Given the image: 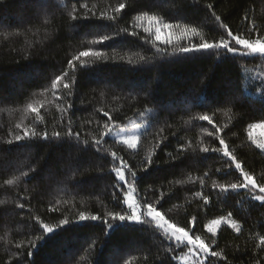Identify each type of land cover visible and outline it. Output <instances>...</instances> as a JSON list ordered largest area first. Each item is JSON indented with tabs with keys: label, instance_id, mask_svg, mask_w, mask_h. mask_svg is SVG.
I'll return each instance as SVG.
<instances>
[{
	"label": "trees",
	"instance_id": "trees-1",
	"mask_svg": "<svg viewBox=\"0 0 264 264\" xmlns=\"http://www.w3.org/2000/svg\"><path fill=\"white\" fill-rule=\"evenodd\" d=\"M121 2L138 9L154 5L150 14L181 24L156 41L165 53H157L145 42L155 39L154 30L145 33L148 21L136 22L138 13L131 8L124 10L116 28L136 31L137 36L128 32L116 35L115 28L90 30L93 22L72 21L68 13L74 6L78 15L84 14L77 0H0V201H4L0 204V264H17L20 259L24 264H166V243L162 244L161 234L152 225L126 224L112 230L102 222L107 219L118 225L108 214L127 209L123 194L114 187L116 177L109 171L113 164L110 153L78 150L83 145L74 141H22V147L7 143L31 126L35 113L27 109L29 103L44 105L41 115L45 122L39 128L46 126L51 133L54 125L55 130L62 131L60 110L69 102L72 108L63 114V122L70 118L82 139L99 135L97 122L102 130L107 120L104 111L118 126L141 116L148 119L136 150L111 138H106L105 145L137 173L138 201L140 197L153 203L160 200L163 207L159 210L179 226L196 216L197 234L208 243L211 241L202 234L203 225L233 212L242 231L221 226L219 246L213 249L226 256L219 264H264V245L259 243L264 235V207L249 200L243 191L230 193L225 199L205 188L204 193L210 196L207 207L195 196L200 191L198 178L223 166L220 154L199 151L201 147H221L216 135L209 136L215 128L222 130L217 135L245 170L257 179L264 176V150L252 143L248 127L264 121V61L225 55L223 50L218 54H171L179 45L200 42L199 36L184 33V25L197 27L210 42L227 38L215 23L213 11L234 34L243 35L253 20L264 34V0H80L97 14H111L109 6ZM138 23L142 26L136 27ZM104 34L113 38L102 44L91 43ZM166 39H171V44L164 43ZM89 47L114 59L93 64L90 58H82L92 66L74 72L68 61ZM141 56L147 59L141 60ZM62 70L69 73L64 82L76 78L72 96L67 95L63 82L57 90L51 88L52 79ZM204 114L212 118V124L191 119ZM181 147L185 151L178 152ZM149 158L150 165L146 163ZM21 171L29 172V176L16 185H4ZM238 175L233 173L220 182H235ZM213 179L219 176L214 174ZM207 183L210 185L211 180ZM113 192L120 197L119 202L113 199ZM20 203L25 205L23 209L17 207ZM81 212L101 220L77 223ZM63 219L69 224L61 226L54 237L35 251L28 247L38 243L41 221L56 229ZM17 244L24 247L17 249ZM29 251L33 255L28 256ZM212 264H216L215 259Z\"/></svg>",
	"mask_w": 264,
	"mask_h": 264
},
{
	"label": "snow or ice",
	"instance_id": "snow-or-ice-1",
	"mask_svg": "<svg viewBox=\"0 0 264 264\" xmlns=\"http://www.w3.org/2000/svg\"><path fill=\"white\" fill-rule=\"evenodd\" d=\"M77 3L80 4V7L84 9L83 15L77 14V8L74 6L72 10L68 13L69 18L72 21L76 22H93L90 24V30L100 31L106 30L108 28H115L116 35H120L123 32H128L126 28L120 29L116 28L118 21L122 18V13L125 9L131 8L132 11L137 12L135 15L136 22L148 21L149 27H145L143 30L145 33H150L154 30L155 39L148 40L146 43H151L153 47L156 48L157 53H165V48H160L157 46L156 41L161 40V32L166 29L180 28L181 24L176 23L172 24L165 22L157 15L150 14L154 5L147 8H136L135 5L125 4L123 2L118 3L116 6L111 8V14L108 11H101L99 14L92 11L87 3H80V0H77ZM212 5L208 4L207 8L212 9ZM212 17L214 18L215 23L220 29H223L227 38H221L219 41H209L204 38L202 33L198 30L197 27L189 28L187 25H184V33H190L191 36L200 37V42H191L190 46L179 45L177 48H173L172 55H183L187 56L191 53H207V54H218L221 50L227 54H232L233 56L240 57H259L261 61H264V34H261L260 27L256 22L250 21L245 28V33L242 35L240 33L234 34L229 26L221 20L219 15H216L215 12H212ZM247 20L248 18L245 17ZM142 26L140 23L136 27ZM130 36H137L136 31L128 32ZM169 37L171 33H168ZM113 37L108 34L100 35L98 40H93L91 43L93 45L102 44L103 42L111 40ZM166 44H171V39H166L163 41ZM82 58H90L93 64L100 61H107L109 59H114V57H109L108 54L104 51L93 50L91 47L87 48L84 51H80L77 55L73 56L71 60L68 61V67L74 72L78 69L87 70L92 65L85 63ZM141 60H146L147 57L141 56ZM73 61L79 62L74 64ZM69 73L67 70H62L60 75H56L51 81V88L57 90V85L63 82V88L68 90L67 95L72 96V88L76 83L75 76L72 77L71 82H64L68 79ZM264 84V81H262ZM44 105L41 103L39 107H35L32 103L27 105V109L32 113H35V117L32 121L30 127H24L21 129V125L17 124L16 128L21 129V131L14 135V140H8L9 145L14 142L20 145L19 142L22 141H33V140H43L48 142H64V141H74L77 146L83 145V151H93L95 153H110L112 157V167L109 169L111 174H114L116 177L115 188L123 194V204L127 205L126 210L120 212H112L108 215L111 217L112 221H118V225L109 223L107 219L102 220L108 229L114 230L115 227L125 226L126 224L131 225H152L153 228L162 236V244L166 243V246L163 248V260L166 264H173L175 261H188L191 258V264H212L213 259H215L216 264H219L221 260H226V256L223 251H215L214 247H218V231L221 226H227L231 229H234L236 233H240L242 228L237 218H234L233 212L229 211L227 215H220L218 218L210 219L206 224L203 225V235L207 236L211 243H208L205 239H202L201 234H197V217L192 216L191 220L185 226H179L177 223L173 222L170 218H167L159 209L163 207L160 203V200H156L153 203L147 197H140V201L133 199V194L135 193L139 196V193L136 192L135 182L137 180V173L133 171L127 161L124 160L122 156H117V153L111 151L110 148L105 147L107 140L106 138H111L113 141H118L122 146H125L129 150H136L138 145L139 136L135 131L129 132L125 128L119 127L112 119L110 114L107 111L103 112L104 117H107L106 122L102 125V130L99 122H97V131L99 135H92L90 139H82L81 133L79 131H74L72 127V120L69 118L67 123L63 122V114L67 113L69 109L72 108V104L69 102L66 108H62L60 111L61 121L59 127L62 131L55 130L57 126L54 125L53 131L49 133L47 127L45 126L42 130L39 128L40 125L44 124V116L41 115V108ZM102 111V110H101ZM192 120L208 121L209 124H212V118L207 114L199 115L192 117ZM90 124L91 121H88ZM264 123V121H262ZM133 130H138L141 125L133 122L131 125ZM248 127L254 128L257 127L256 124H249ZM215 128V126H214ZM145 130H147L145 126ZM163 132V129L159 130ZM222 131L219 128H215L214 132H210L209 136L216 135V138L219 140V145L221 147H201L199 151L202 153H216L220 154L223 158V166L216 168L214 173L210 171H205L202 177L198 178L200 191L195 193V196L203 201V205L207 207L210 204V196L204 193L205 188H210L216 193L217 198L223 196L227 199L228 194H239L243 191L244 195L251 201L258 202L260 206L264 207V176L257 179L251 172L245 170L243 163L237 159V157L229 150L225 140L218 136L217 134ZM249 138L251 139V133H249ZM165 139H167L165 137ZM252 143L256 144L257 148L264 150V143H257L255 140H252ZM189 146L191 144L189 143ZM159 147V144L157 145ZM11 151V149H9ZM185 149L181 147L178 149V152H183ZM192 151L195 153L196 148H193ZM171 155V154H169ZM207 159V157H205ZM147 164H151L152 160L149 158L146 161ZM147 170V169H146ZM238 172L239 175L236 177L235 182L230 183H221L220 180L226 179L228 176H232L233 173ZM218 175L219 179H213V175ZM29 172L21 171L19 176H14L12 179H7L4 181V185L12 186L18 184L22 178H27ZM211 180L209 185L207 181ZM180 183H183L182 181ZM113 199L119 202L120 197L116 192H113ZM4 201H0V204ZM18 208L23 209L25 205L20 203L17 205ZM174 207H179L178 205ZM168 211H172L169 209ZM39 219V218H37ZM87 220L97 221L101 220L100 217L96 215L86 216L83 212L79 214L77 223L84 222ZM69 220L63 219L60 221V225L56 229L49 226L46 223L40 222L39 233L37 236L38 243H30V247L35 251L39 244L45 243L49 238L54 237L57 232L60 230L61 226L68 225ZM189 225H191L189 227ZM47 234V235H44ZM260 245H264V235L259 237ZM23 244H17L16 248H23ZM186 250V251H185ZM33 251L27 253L28 256L33 255ZM179 253V256L177 255ZM169 254L170 257H169ZM16 255H22L17 253ZM147 259V258H145ZM17 264H24L23 259H20ZM29 264H32L29 261Z\"/></svg>",
	"mask_w": 264,
	"mask_h": 264
},
{
	"label": "rangeland",
	"instance_id": "rangeland-1",
	"mask_svg": "<svg viewBox=\"0 0 264 264\" xmlns=\"http://www.w3.org/2000/svg\"><path fill=\"white\" fill-rule=\"evenodd\" d=\"M167 30H164L161 32V34L165 35L167 33ZM162 35V36H163ZM165 37V36H164ZM162 37V38H164ZM135 122L139 125H141V127L138 129V130H133L131 125L132 123ZM149 124V120L146 119L144 116H141V117H138V118H135V119H132L130 121H128L127 123L123 124V125H120L119 127H122V128H125L126 130H128L129 132H132V131H135L136 134L140 137V134L141 132L145 129V126H147ZM257 125V127H254V128H251L250 129V133H251V136L252 138L257 142V143H264V123L262 122H257V123H254ZM139 142V140H138ZM133 199L134 200H137V196L136 194L134 193L133 194ZM139 202V201H138ZM127 206V205H126ZM223 226V225H222ZM186 251V250H185ZM179 256V254H178ZM180 264H191V258H189L188 261L184 262V261H178Z\"/></svg>",
	"mask_w": 264,
	"mask_h": 264
}]
</instances>
